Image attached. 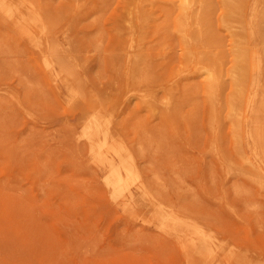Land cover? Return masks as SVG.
<instances>
[{"label": "rangeland", "instance_id": "obj_1", "mask_svg": "<svg viewBox=\"0 0 264 264\" xmlns=\"http://www.w3.org/2000/svg\"><path fill=\"white\" fill-rule=\"evenodd\" d=\"M34 1L49 34L20 0H7L11 20L0 13V264H185L186 234L165 219L214 236L221 257L234 246L264 262V170L228 115L238 47L224 21L238 18L225 0L185 14L178 0ZM252 4L238 31L250 53L264 35L249 31ZM199 62L222 69L212 97ZM90 120L136 155L131 212L105 183Z\"/></svg>", "mask_w": 264, "mask_h": 264}, {"label": "bare ground", "instance_id": "obj_2", "mask_svg": "<svg viewBox=\"0 0 264 264\" xmlns=\"http://www.w3.org/2000/svg\"><path fill=\"white\" fill-rule=\"evenodd\" d=\"M178 1L180 3L179 6L181 8V12L183 13L188 7L193 6L195 3V0ZM245 3L246 0H225L228 16L238 18L237 20L224 21V24L229 30L231 36L235 38L237 37V40H234V44L236 43L238 47V49H236L235 64L232 71L235 92L234 96H231L233 99L228 106V115L236 123L237 130L240 133H244L252 140V144L249 147L250 154L244 157V159L247 163L253 165L258 170H264V80H261L260 76H258L261 74V64L264 62V35L262 36L263 46L260 52L253 51L250 53V51L246 50V48H239V45L243 44V39L240 41V38L242 37H238V31L247 30L246 25L242 21ZM20 5L24 8L25 23H27L30 27L40 28L48 34L51 32V27L46 22L45 17L37 7L34 0H20ZM0 13L11 20L12 10L8 7L7 0H0ZM196 14L197 13H195V17ZM183 21H178L177 30H183V27L185 26L184 24H186ZM196 21L198 20L196 19ZM196 23L198 24V22ZM262 23H264V9L260 10L254 0V4H252L251 7V22L249 23V31L252 35H255L257 32H260L261 34L264 32ZM190 28L191 26H189V29ZM184 29H186V27ZM192 32L196 33L195 31ZM189 44L190 43L188 42V45ZM197 64H200L199 67H196L198 72L207 80L206 85H208V90H206V93H208L209 97H212L214 83L217 80H220L217 78L218 66L215 68L214 66L205 63L199 62ZM220 70L222 71V69ZM87 128L91 130V135H87L88 137L86 138L90 145V149L97 155V162L100 164L108 162L111 165L109 174L107 175L105 181L106 185L114 190V200L123 199L122 203L126 212H131L133 197L132 177H135L137 180L144 181L138 168L136 155L124 143L114 141L108 135L102 137L98 126L93 120L88 121ZM83 136L85 137L86 134L83 133ZM115 143L119 144L116 151H114ZM155 152H158V145L157 151ZM112 154L114 155L111 156ZM124 172H128L130 176L125 178ZM154 177L160 182L163 181V175L160 169L155 168ZM173 215L176 217V214L173 213ZM184 216L187 220L199 224V222L192 216L187 214ZM163 223L178 240L181 239L182 234H186V241L181 243L185 264H264V262L257 263L256 261L249 260L245 251L235 249L234 246L227 247L225 249L224 256L221 257L218 249L214 246V236H212V238H208L203 234L198 233L189 225L179 223L175 221V219H165L163 220Z\"/></svg>", "mask_w": 264, "mask_h": 264}]
</instances>
